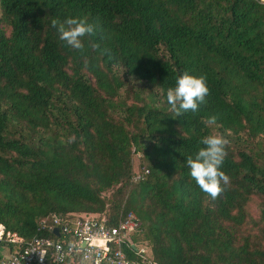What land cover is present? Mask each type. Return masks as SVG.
<instances>
[{"label":"trees","instance_id":"trees-1","mask_svg":"<svg viewBox=\"0 0 264 264\" xmlns=\"http://www.w3.org/2000/svg\"><path fill=\"white\" fill-rule=\"evenodd\" d=\"M67 18L95 26L82 51L51 26ZM185 72L209 95L176 116L166 93ZM206 135L229 141L215 200L185 166ZM127 213L154 264H264L260 0H0L1 244L19 249L51 215Z\"/></svg>","mask_w":264,"mask_h":264},{"label":"built area","instance_id":"built-area-1","mask_svg":"<svg viewBox=\"0 0 264 264\" xmlns=\"http://www.w3.org/2000/svg\"><path fill=\"white\" fill-rule=\"evenodd\" d=\"M147 173L142 168L133 182L142 181ZM139 227L140 223L131 213L120 216L113 225L86 216L58 218L51 215L37 223L41 236L17 250H10L0 258V264H139L128 259L125 251L139 258L142 264H154L148 259L147 248L132 242L131 235L139 231Z\"/></svg>","mask_w":264,"mask_h":264},{"label":"clouds","instance_id":"clouds-1","mask_svg":"<svg viewBox=\"0 0 264 264\" xmlns=\"http://www.w3.org/2000/svg\"><path fill=\"white\" fill-rule=\"evenodd\" d=\"M51 26L57 31L61 41L80 51L84 48L83 38L95 34L94 25L78 18H67L63 22L53 19ZM96 47L99 48V45ZM105 51L110 53L109 50ZM108 58L109 60L114 59L111 54H108ZM208 95L206 77L203 75L197 77L185 72L176 79L175 86L167 90L166 101L169 110L176 116H181L187 112L197 113L200 106L206 104ZM217 119L216 115H212L204 123L206 126H213L217 123ZM199 143L203 147H200L194 156H187L185 166L190 170V177L201 192L215 200L224 191L222 185L230 182V178L220 170L227 155L226 146L229 141L219 135H206ZM84 259L87 260L88 257L85 256ZM128 264H133V262H128Z\"/></svg>","mask_w":264,"mask_h":264},{"label":"rangeland","instance_id":"rangeland-1","mask_svg":"<svg viewBox=\"0 0 264 264\" xmlns=\"http://www.w3.org/2000/svg\"><path fill=\"white\" fill-rule=\"evenodd\" d=\"M143 166H141L140 164V156L139 155H135L133 157V160H132V177L135 176V174H137L141 169H142ZM133 180V179H132ZM135 183V182H134ZM257 202V201H256ZM255 202V203H256ZM254 202H252L249 206V214L251 216L252 219H255L257 217V213H258V209L257 207L255 206ZM148 250V249H147ZM149 253V252H148Z\"/></svg>","mask_w":264,"mask_h":264},{"label":"crops","instance_id":"crops-1","mask_svg":"<svg viewBox=\"0 0 264 264\" xmlns=\"http://www.w3.org/2000/svg\"><path fill=\"white\" fill-rule=\"evenodd\" d=\"M9 251L5 245L0 244V258L5 257Z\"/></svg>","mask_w":264,"mask_h":264},{"label":"water","instance_id":"water-1","mask_svg":"<svg viewBox=\"0 0 264 264\" xmlns=\"http://www.w3.org/2000/svg\"><path fill=\"white\" fill-rule=\"evenodd\" d=\"M53 234H54V235H57V231H56V230H53Z\"/></svg>","mask_w":264,"mask_h":264}]
</instances>
